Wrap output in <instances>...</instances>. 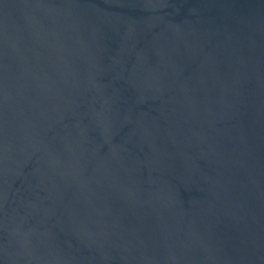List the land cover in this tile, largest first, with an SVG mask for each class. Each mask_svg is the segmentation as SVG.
Masks as SVG:
<instances>
[{
	"label": "water",
	"instance_id": "95a60500",
	"mask_svg": "<svg viewBox=\"0 0 264 264\" xmlns=\"http://www.w3.org/2000/svg\"><path fill=\"white\" fill-rule=\"evenodd\" d=\"M0 264H264V0H0Z\"/></svg>",
	"mask_w": 264,
	"mask_h": 264
}]
</instances>
